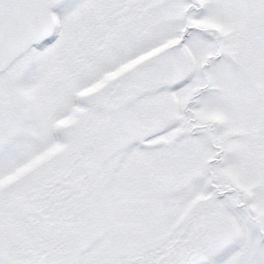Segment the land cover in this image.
<instances>
[{
	"label": "snow or ice",
	"instance_id": "1",
	"mask_svg": "<svg viewBox=\"0 0 264 264\" xmlns=\"http://www.w3.org/2000/svg\"><path fill=\"white\" fill-rule=\"evenodd\" d=\"M0 264H264V0H0Z\"/></svg>",
	"mask_w": 264,
	"mask_h": 264
}]
</instances>
